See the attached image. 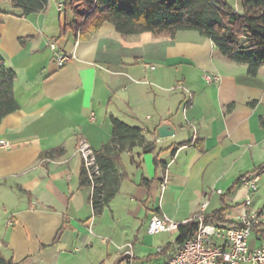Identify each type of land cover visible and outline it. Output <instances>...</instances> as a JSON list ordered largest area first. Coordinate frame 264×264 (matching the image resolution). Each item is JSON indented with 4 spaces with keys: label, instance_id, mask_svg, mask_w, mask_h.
<instances>
[{
    "label": "crops",
    "instance_id": "obj_1",
    "mask_svg": "<svg viewBox=\"0 0 264 264\" xmlns=\"http://www.w3.org/2000/svg\"><path fill=\"white\" fill-rule=\"evenodd\" d=\"M13 1L0 0V55L16 73L18 104L0 123V140L10 143L0 148L3 256L15 264H115L117 247L131 242L136 264H161L175 246L164 254L159 248L176 236L139 256L140 229L147 233L153 214L184 222L205 201V213L225 207L227 227L238 225L245 210L257 213L249 245L264 244V172L248 207L243 184L233 186L264 159V65L249 76L195 31L121 36L110 23L82 34L63 31L73 15L59 13L62 0L28 15ZM225 1L242 13L241 0ZM49 41L56 53L72 56L65 65L55 64ZM204 73L219 80L207 82ZM111 116L140 126L155 149L136 146L120 155L123 179L95 215L92 185L80 184L76 146L85 139L99 150L111 137ZM162 124L174 134L159 137ZM95 234L115 237L105 261L96 260L103 249L94 245Z\"/></svg>",
    "mask_w": 264,
    "mask_h": 264
},
{
    "label": "trees",
    "instance_id": "obj_2",
    "mask_svg": "<svg viewBox=\"0 0 264 264\" xmlns=\"http://www.w3.org/2000/svg\"><path fill=\"white\" fill-rule=\"evenodd\" d=\"M47 3L48 0H14L13 7L28 15L43 11ZM241 6L239 14L225 0H62L59 13L71 11L73 20L64 21L63 31L72 28L80 34L96 30L104 23H110L121 36L149 32L173 37L178 31H195L209 38L225 59L245 65L246 74L253 77L264 65V0H241ZM15 77V71L6 66L0 55V123L6 115L18 110L14 96ZM110 119L111 137L95 150L100 174L91 182L82 166L79 177L81 185H92L90 202L95 215L101 213L118 191L124 176L118 170L120 155L136 146H141L142 152L155 149L154 141H145L140 126H130L112 116ZM61 150L54 149L45 156L51 157ZM262 172L264 159L252 171L239 176L233 186ZM143 181L146 185L147 180ZM224 210L222 207L205 213L204 223L227 227L222 220ZM198 227L199 222L193 216L179 223L175 239L157 254H164L190 239ZM122 260L124 257L120 253L115 264ZM0 264L15 263L0 252Z\"/></svg>",
    "mask_w": 264,
    "mask_h": 264
},
{
    "label": "built area",
    "instance_id": "obj_3",
    "mask_svg": "<svg viewBox=\"0 0 264 264\" xmlns=\"http://www.w3.org/2000/svg\"><path fill=\"white\" fill-rule=\"evenodd\" d=\"M61 10V5L58 6ZM49 48L56 53L54 42H48ZM72 56L65 53H56L54 62L58 67L65 65ZM203 78L207 82L218 81L219 76L215 73H204ZM10 143L0 140V148H7ZM76 154L82 161V166L91 182L100 174L99 166L96 162L95 149L85 140L80 139V144L76 146ZM259 176L254 175L243 182L245 187V206L248 207L252 200V195L258 188ZM220 193V190L217 191ZM206 204L200 205L199 211L193 218L199 222V227L194 236L182 244L175 245L170 258L161 264H264V244L258 247L249 245V237L253 226L258 223V215L255 212L245 210L239 217V226L220 227L213 224L204 223ZM178 222L173 221L165 214H153L147 223L146 231L150 235L176 229ZM101 242L105 238H100ZM129 243V250H121L127 264L134 262L133 247ZM160 250V248H159Z\"/></svg>",
    "mask_w": 264,
    "mask_h": 264
},
{
    "label": "rangeland",
    "instance_id": "obj_4",
    "mask_svg": "<svg viewBox=\"0 0 264 264\" xmlns=\"http://www.w3.org/2000/svg\"><path fill=\"white\" fill-rule=\"evenodd\" d=\"M126 228H130V230H133L134 227H123V229ZM128 231V230H126ZM129 232V231H128ZM177 230L173 229L171 231H166V232H161L159 234H155V235H150L148 233L145 232L144 228H141L139 233H138V243L135 247V253L139 256H142L143 254H146L148 252H155L157 246L167 242V241H171L174 239V237L176 236ZM100 238H105L104 242H100ZM115 240V237L113 236L112 238H109L107 236L103 235H96L93 237V241H94V245H96L97 247H99L100 249H103L102 252L100 253V257L98 256L96 258V260L98 258V260H104L105 261V251H106V246L109 249V252L112 253V251L114 250V246H113V241ZM105 249V250H104ZM99 254V253H98ZM102 256V257H101ZM94 258H91V260H93ZM158 262V260H154L149 264H156ZM104 264H106L104 262Z\"/></svg>",
    "mask_w": 264,
    "mask_h": 264
},
{
    "label": "water",
    "instance_id": "obj_5",
    "mask_svg": "<svg viewBox=\"0 0 264 264\" xmlns=\"http://www.w3.org/2000/svg\"><path fill=\"white\" fill-rule=\"evenodd\" d=\"M174 134V129L168 124H162L158 127V136L161 138Z\"/></svg>",
    "mask_w": 264,
    "mask_h": 264
},
{
    "label": "bare ground",
    "instance_id": "obj_6",
    "mask_svg": "<svg viewBox=\"0 0 264 264\" xmlns=\"http://www.w3.org/2000/svg\"><path fill=\"white\" fill-rule=\"evenodd\" d=\"M78 144H80V141L78 142ZM207 201L203 202V204H206ZM121 250H129V243H126L125 245H123V247L121 248Z\"/></svg>",
    "mask_w": 264,
    "mask_h": 264
}]
</instances>
